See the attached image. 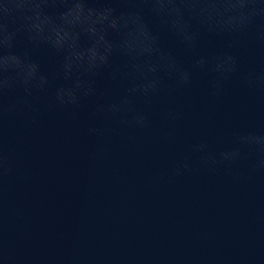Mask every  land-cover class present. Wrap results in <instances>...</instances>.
<instances>
[{"label": "clouds", "instance_id": "1", "mask_svg": "<svg viewBox=\"0 0 264 264\" xmlns=\"http://www.w3.org/2000/svg\"><path fill=\"white\" fill-rule=\"evenodd\" d=\"M206 40L224 47L202 53ZM248 52L260 56L245 70ZM196 76L207 77L212 98L233 80L264 98V0H0V264H25L6 243L5 219L19 215L5 196L16 174L11 121L35 125L61 113L95 141L96 156H107L114 138L135 143L126 132L150 134L153 115L165 125L161 139L174 141L186 118L175 97ZM228 135L215 150L207 140L188 145L161 179L221 167L236 183L264 175V129L236 127Z\"/></svg>", "mask_w": 264, "mask_h": 264}, {"label": "water", "instance_id": "2", "mask_svg": "<svg viewBox=\"0 0 264 264\" xmlns=\"http://www.w3.org/2000/svg\"><path fill=\"white\" fill-rule=\"evenodd\" d=\"M223 47L206 40L200 51ZM259 56L245 53L242 68ZM175 102L186 113L178 139L164 142L165 125L153 115L150 134L124 133L136 136L132 144L114 138L107 156H96L95 141L61 113L35 125L11 121L16 174L5 196L19 215L5 219L10 252L25 264H70L73 256L83 264H264V175L236 183L221 167L161 179L192 143L215 150L233 128L264 129V98L235 80L212 98L207 77L196 76Z\"/></svg>", "mask_w": 264, "mask_h": 264}]
</instances>
